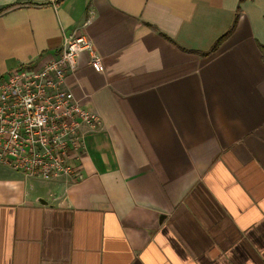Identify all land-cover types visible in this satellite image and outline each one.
Listing matches in <instances>:
<instances>
[{
    "label": "crops",
    "instance_id": "0c3cea01",
    "mask_svg": "<svg viewBox=\"0 0 264 264\" xmlns=\"http://www.w3.org/2000/svg\"><path fill=\"white\" fill-rule=\"evenodd\" d=\"M83 30L79 176L0 163V264H264V0H0V76Z\"/></svg>",
    "mask_w": 264,
    "mask_h": 264
},
{
    "label": "built area",
    "instance_id": "2783aa9c",
    "mask_svg": "<svg viewBox=\"0 0 264 264\" xmlns=\"http://www.w3.org/2000/svg\"><path fill=\"white\" fill-rule=\"evenodd\" d=\"M84 51L92 68L101 71L93 41L73 29L44 64L25 63L0 76V163L43 179L79 176L85 148L81 128L94 130L100 121L81 106L66 81Z\"/></svg>",
    "mask_w": 264,
    "mask_h": 264
},
{
    "label": "trees",
    "instance_id": "16d2710c",
    "mask_svg": "<svg viewBox=\"0 0 264 264\" xmlns=\"http://www.w3.org/2000/svg\"><path fill=\"white\" fill-rule=\"evenodd\" d=\"M262 57H264V46H261Z\"/></svg>",
    "mask_w": 264,
    "mask_h": 264
},
{
    "label": "rangeland",
    "instance_id": "374dc122",
    "mask_svg": "<svg viewBox=\"0 0 264 264\" xmlns=\"http://www.w3.org/2000/svg\"><path fill=\"white\" fill-rule=\"evenodd\" d=\"M35 178H37V177H35Z\"/></svg>",
    "mask_w": 264,
    "mask_h": 264
}]
</instances>
